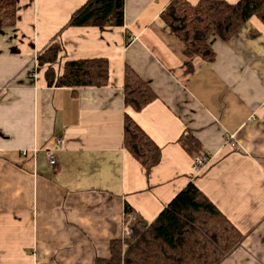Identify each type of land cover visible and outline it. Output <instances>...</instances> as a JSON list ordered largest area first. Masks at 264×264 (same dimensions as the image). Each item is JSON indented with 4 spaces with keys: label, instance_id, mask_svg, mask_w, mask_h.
I'll list each match as a JSON object with an SVG mask.
<instances>
[{
    "label": "crops",
    "instance_id": "obj_1",
    "mask_svg": "<svg viewBox=\"0 0 264 264\" xmlns=\"http://www.w3.org/2000/svg\"><path fill=\"white\" fill-rule=\"evenodd\" d=\"M88 1L16 0L15 25L0 28V264L108 258L124 204L150 223L190 182L246 236L221 264H264V26L213 37L215 60L192 59L188 74L159 17L171 0H124L122 27H69ZM52 44L57 75L105 58L108 85L48 87L37 57ZM126 65L157 95L140 112L124 106ZM125 113L161 148L149 175L123 148ZM186 131L209 157L197 173L177 143Z\"/></svg>",
    "mask_w": 264,
    "mask_h": 264
},
{
    "label": "trees",
    "instance_id": "obj_2",
    "mask_svg": "<svg viewBox=\"0 0 264 264\" xmlns=\"http://www.w3.org/2000/svg\"><path fill=\"white\" fill-rule=\"evenodd\" d=\"M123 8L124 0H89L71 15L68 26L122 27ZM16 13V0H0V28L13 27ZM159 17L170 35L182 44L183 55L188 60L186 73L191 74L192 59L199 58L206 63L215 60L216 54L210 45L213 37L226 43L252 18L264 26V0H238L236 3L171 0ZM58 59L59 48L55 44L37 57L39 67L47 66L48 87L76 90L108 85L107 59L66 61L62 73L57 75L53 65ZM156 98L152 88L126 65L124 106L140 112ZM177 143L192 158V170L194 167L199 172L208 164L209 157L192 132L186 131ZM122 145L146 175L159 165L161 148L126 113ZM123 220L128 234L110 241L109 257L97 258L94 264H221L246 238L192 182L152 222L143 220L128 204H124Z\"/></svg>",
    "mask_w": 264,
    "mask_h": 264
},
{
    "label": "built area",
    "instance_id": "obj_3",
    "mask_svg": "<svg viewBox=\"0 0 264 264\" xmlns=\"http://www.w3.org/2000/svg\"><path fill=\"white\" fill-rule=\"evenodd\" d=\"M55 143H56V147H57V149H59V148L61 149V148H62V146H63V142H62V140H61L60 138H57V139L55 140ZM48 159H49V164H50L51 166H54V165L56 164L55 159H54V157H53L52 155L49 154ZM203 160H204V162L206 163V159H203ZM193 171H194V172H197L198 170H197L196 168L193 167ZM127 234H128V228L125 227V228H124V234H123V236H125V235H127ZM122 238H123V237H122Z\"/></svg>",
    "mask_w": 264,
    "mask_h": 264
},
{
    "label": "rangeland",
    "instance_id": "obj_4",
    "mask_svg": "<svg viewBox=\"0 0 264 264\" xmlns=\"http://www.w3.org/2000/svg\"><path fill=\"white\" fill-rule=\"evenodd\" d=\"M125 227H127V228H128V226L124 224V228H125Z\"/></svg>",
    "mask_w": 264,
    "mask_h": 264
}]
</instances>
